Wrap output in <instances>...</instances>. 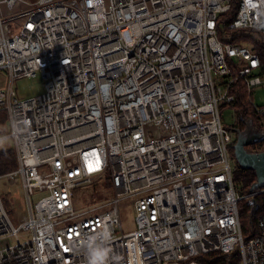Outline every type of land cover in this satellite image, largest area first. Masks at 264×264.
Listing matches in <instances>:
<instances>
[{"label": "built area", "instance_id": "built-area-1", "mask_svg": "<svg viewBox=\"0 0 264 264\" xmlns=\"http://www.w3.org/2000/svg\"><path fill=\"white\" fill-rule=\"evenodd\" d=\"M225 25L232 38L255 31L264 47V0H0L10 129L0 140L12 138L18 160L0 176L21 180L27 205L15 223L0 192V241L17 239L0 264H88L101 233L104 264H209L213 251L264 264V213L244 234L239 205L253 211L264 186L240 192L230 157L239 131L264 126L246 118L231 129L221 116L244 91L264 119L254 96L264 69L252 45L220 37ZM38 73L44 90L18 98L15 81ZM249 146L263 152L264 139ZM104 175L110 197L78 207L77 188Z\"/></svg>", "mask_w": 264, "mask_h": 264}, {"label": "rangeland", "instance_id": "rangeland-1", "mask_svg": "<svg viewBox=\"0 0 264 264\" xmlns=\"http://www.w3.org/2000/svg\"><path fill=\"white\" fill-rule=\"evenodd\" d=\"M25 7L26 4H23L22 6H18L15 12ZM15 31H19V29H16ZM226 37L232 38V35H228ZM241 38L243 37L240 36L238 40H240ZM256 43L258 46H260L258 42ZM0 82L4 84L8 82L7 74L5 71H0ZM15 88L18 98H27L41 93L45 88V80L41 73H38L35 76H31V77L25 76L15 81ZM254 96L258 104L260 105L264 104L263 88H258L257 90H255ZM221 116H222L223 124L228 126L233 125L237 118L235 108L231 105H225L221 107ZM6 122L7 121L5 120L2 121L0 124L1 125L0 136H3L4 134L10 131V129L6 125L7 124ZM11 145H13L12 138H6L0 140L1 149L9 148L11 147ZM230 157L234 170L241 166L236 158L234 149L230 150ZM107 182L108 180L104 178L100 181H97V183L94 186H92L90 183V185L87 184L78 188L77 196H76L77 206L78 207L87 206L91 198H92L91 200H95L97 198L96 201H100L103 200L106 196L110 197L111 194H104L105 193L104 187L105 185H107ZM238 185H239V190L244 194L249 193L251 190V187L248 190L247 189L244 190L241 188V184ZM0 192L3 196L5 206L8 209L10 215L13 217L15 223H19L20 220L24 217V212L26 211V207H27L26 200L24 197V189L21 180L18 178L14 182H10L6 177L0 176ZM120 210H121V220L124 229L125 230L134 229L136 227V221H135L136 210L133 205V199L132 198L123 199L120 203ZM246 223H249V219L248 221L246 220ZM16 241H17L16 238H5L0 241V248H3L8 244L14 243Z\"/></svg>", "mask_w": 264, "mask_h": 264}, {"label": "trees", "instance_id": "trees-1", "mask_svg": "<svg viewBox=\"0 0 264 264\" xmlns=\"http://www.w3.org/2000/svg\"><path fill=\"white\" fill-rule=\"evenodd\" d=\"M235 15H236V6H234V8L231 11L223 13L220 19L226 20V21H232ZM242 32L243 33L241 34V36L243 38H241L240 41L241 40L246 41V43H248L249 45H252L257 51H259L261 60L263 63V69H264V47L261 44L260 40L258 39L259 34L253 30H249L248 32L250 33H246V32L244 33V31ZM230 33L231 31L227 29V25L220 27L219 34L222 39H225L226 34H230ZM239 37L240 36L229 38V39L235 41V40H238ZM256 42H258L260 46H258ZM233 107L236 108L235 112L237 114V118L235 120V123L233 125H230L231 129H235L239 126L243 127L245 125L244 122L246 118L253 119L257 123V126L259 128H262L264 126V119L260 118L263 120L261 121L259 117L255 114V112L246 104L244 91H242L241 94L238 96V100L234 104ZM6 117H7L6 112L1 111L0 112V124L2 121L6 120ZM0 135H1V125H0ZM231 149H234V148L232 147ZM17 165H18L17 153H16L14 146L11 145V147L6 148V149L0 148V175L15 169ZM233 176H234L236 188L238 190H239L238 184H241L242 189L248 190L252 186V184L257 180V175H256L255 170L244 168L242 166L234 170ZM104 178L108 180L107 185H105L104 187V191H105L104 194H108V192H110V188H112V183L110 181L109 176L104 175L102 177H99L96 180H94L91 183V185L94 186L97 183V181H100ZM78 188H77V191H78ZM91 199L88 203H93L97 200V198L95 200H91ZM255 202L257 205L253 211H252V205L254 203L249 202L247 200H242L239 203L244 234H249L250 232L256 231L257 220L259 216L264 213V195H260L256 197ZM248 219H249V223H246V220L248 221ZM202 258L209 264H232V263H236L237 261H239V253L238 252L225 253L222 251H213L206 255L204 254Z\"/></svg>", "mask_w": 264, "mask_h": 264}, {"label": "water", "instance_id": "water-1", "mask_svg": "<svg viewBox=\"0 0 264 264\" xmlns=\"http://www.w3.org/2000/svg\"><path fill=\"white\" fill-rule=\"evenodd\" d=\"M262 139H264V134L262 133L246 134L244 131H239L236 143L233 146L240 165L256 172L257 180L251 186L252 191L264 186V151L259 153L251 152L247 146L255 144Z\"/></svg>", "mask_w": 264, "mask_h": 264}, {"label": "clouds", "instance_id": "clouds-1", "mask_svg": "<svg viewBox=\"0 0 264 264\" xmlns=\"http://www.w3.org/2000/svg\"><path fill=\"white\" fill-rule=\"evenodd\" d=\"M97 240L106 241V233L98 234V236L92 237L88 241V264H104L105 249L96 243Z\"/></svg>", "mask_w": 264, "mask_h": 264}, {"label": "flooded vegetation", "instance_id": "flooded-vegetation-1", "mask_svg": "<svg viewBox=\"0 0 264 264\" xmlns=\"http://www.w3.org/2000/svg\"><path fill=\"white\" fill-rule=\"evenodd\" d=\"M249 148H252L251 146H248Z\"/></svg>", "mask_w": 264, "mask_h": 264}]
</instances>
